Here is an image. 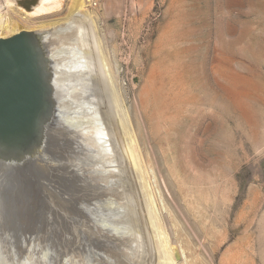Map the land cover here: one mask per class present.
I'll return each instance as SVG.
<instances>
[{"label":"rangeland","instance_id":"374dc122","mask_svg":"<svg viewBox=\"0 0 264 264\" xmlns=\"http://www.w3.org/2000/svg\"><path fill=\"white\" fill-rule=\"evenodd\" d=\"M12 1L27 10L37 3ZM92 1V16L84 17V24L91 32L94 29L102 46L113 53L129 98L139 105L146 119L149 135L145 145L168 185L174 217L181 220L179 237L187 246L192 264H264V0ZM3 2L0 0V4ZM69 3L62 0L60 9L46 18L64 16ZM37 19L45 18L34 17ZM67 25L57 28L54 38L46 35L44 46L52 55L69 61L78 56L79 41ZM80 64H65L62 69L68 78H77L79 84L71 83L72 88L58 79L57 64L52 60V91L69 86L81 92L79 86L85 85L78 78ZM54 98L51 96L53 109L57 105ZM56 120H51L46 129H51ZM67 127L64 135L69 130L75 133ZM52 128L55 133L61 130L56 125ZM89 131L87 137L92 139ZM53 136L43 145L50 148L49 143L57 140L63 155L51 161L50 170L42 164L34 170L36 157L31 159V154L24 163V154L23 161L10 157V163H0V264H37V255L55 256L67 251H41L44 244L43 249L47 247L43 241L48 237H52L49 244L55 240L66 244L59 232L62 227L68 228L72 237L67 243L80 246L65 255L72 264L93 256L104 264L122 263L123 254L128 259L135 248L128 241L129 224L123 221L118 227L127 241L108 247L106 243L113 234L102 232L105 225L101 219L90 208H82L83 194L77 196L78 183L84 180L77 175L97 169L99 164L86 154L76 159L70 155L78 152L76 148ZM47 149L44 152L48 153ZM26 172L28 182L21 181ZM90 178L92 184L97 181ZM90 178L86 179L88 186ZM54 183L78 197L73 207L65 204L68 212H74V208L85 214L60 213L53 206L50 210L41 206L42 199L47 198L40 188ZM15 192L22 194L21 200L6 204L4 196ZM33 196L40 200L35 211L30 204L36 199ZM118 207L121 212L123 206ZM119 212L121 216L123 212ZM43 214L46 222L38 224L37 218ZM34 221L40 227L45 222L46 228H36ZM42 264L68 262L49 257Z\"/></svg>","mask_w":264,"mask_h":264},{"label":"bare ground","instance_id":"6f19581e","mask_svg":"<svg viewBox=\"0 0 264 264\" xmlns=\"http://www.w3.org/2000/svg\"><path fill=\"white\" fill-rule=\"evenodd\" d=\"M69 2L67 12L64 16L56 19L46 18V16L52 12H57L56 10H59L61 7L62 0H37V3L28 10L21 7L20 4L14 3L12 0H5L3 4H0V37H8L21 30L30 29L39 31L40 37L45 41L46 35L54 38L52 37L55 35L54 31H57V28L60 27L65 28L64 24H68L66 29L78 36V56L76 55L77 57L74 60L66 61L62 59L59 54L52 55L48 49L51 62L53 60L54 63L57 64L55 67L57 74H55L58 79H61V82L64 83L63 85L66 86V83H70L69 85L72 87V84H79V82L76 81L77 78H74L75 75L68 78L67 74H63L66 72L62 69H64L65 66L68 67V65H79L81 63V66H79L82 68L79 71L81 77L79 76L78 78L82 80V84L85 86H79L81 92L79 90L73 91V87L71 88L68 85V87H64L60 91L52 92V97H55L54 100L57 102V105L51 113L52 118L55 120L57 118V120L55 121L56 123H52V125L59 126L61 132L57 130L55 133L52 128L53 126H51L49 130L45 129L43 143L46 139L48 142V139L54 135L53 137H56L55 139L61 138L64 142H70L72 144L71 146L76 148L78 152L76 153L74 151L72 152L73 154H70L74 157L76 156V159L77 156H84L86 154L93 156L92 161L99 164L97 169H87L84 173L82 171L83 174L77 175L81 179H84L80 184L78 183L79 191L77 192V196L80 197V195L83 194L85 199L80 201L82 208H90L98 215V218L101 219L100 221L105 225V231L102 232L113 234V239L111 238V240L106 243L108 247H117L115 246L116 244L118 245L119 243H123L122 241H127V239L122 238L123 235L120 234L118 227L120 226L119 223L123 221L129 224V231H127V233L130 238H128V241L132 246H135L133 249L134 253L128 259H125L126 256L123 254L122 257H124V259L121 257L123 260L120 264H192L193 260L187 253V246L184 245L183 239L179 237L181 220L179 221L174 217L171 203L169 202L171 193L168 185H166L164 177L160 175L159 169L156 168L158 164L154 165L151 160L150 150H148L149 146L147 147L145 145V141L147 140L146 137L149 135L146 129V119L144 115H142L139 105L135 104L136 102H131L132 99L130 100L128 92L123 85L118 70V63H116L113 53H111L107 47L102 46L101 40L99 39L100 37L96 36L94 29L91 32V30L86 27V24H84V17L92 16L93 11L90 10L89 7H91V2L93 3V1L69 0ZM34 17L45 19L34 20ZM69 62L71 63L69 64ZM59 64L62 65L61 68H59ZM72 71H75L74 68ZM52 76H54V74ZM58 82H60V80ZM54 94L55 96H53ZM52 118H50V121L53 120ZM67 126L70 128L72 127L71 130L74 129L75 133L70 134L69 130L66 132L67 135H64L65 129L68 128ZM51 130L52 132H49ZM89 130L92 131L93 140L87 137L88 135L86 132ZM50 134L52 135L50 136ZM81 134L83 136L80 137L79 135ZM56 141L54 140L53 143H49L50 148L40 143L34 149H29L21 153V155L14 156V159H18L19 161L22 159L21 161H23V158H25L23 161L24 163L28 161V155L31 154V159L34 156L36 157L32 164L34 165V170L38 169L37 167H40L41 164L42 168L49 169L51 161H55V158H58L59 155H63V153L60 152L61 146L58 145ZM47 142L46 145L48 144ZM93 142L96 144L95 147H93L95 145ZM46 149L48 153L44 152ZM69 153H71V150H69ZM28 171L31 170L29 169ZM90 177L97 181L92 184ZM20 178L21 181L26 180V182H28L30 177L28 172H26V174L24 173L23 177ZM87 178L88 180L90 178L89 182L91 186H88ZM43 186L40 190L47 199H42L43 205L41 206L45 207V209L48 208L50 210V206H53L57 212L65 213L68 212L66 207L69 205V207H73L72 202L75 198H78L75 192L72 193L74 196L69 195L70 191L67 192L68 190L64 189L65 187L58 183L51 184L50 186ZM1 194L3 193L1 192ZM20 196H22V194ZM20 196H18V192H15V195L13 194L9 197L4 196L7 198L5 203L10 204L18 202L21 200L19 199ZM36 196L39 198L40 194ZM37 197L30 203L32 209L36 207L37 202L40 201ZM48 197L50 199L49 201ZM64 201H67V203ZM49 202L50 205H48ZM116 203L123 206L121 210L123 213L121 216L118 214V209L121 208L118 207ZM65 204L67 206H65ZM38 207L40 208V205H38ZM72 210H74V212H72L77 215L81 213L82 215L85 214V212H78L74 208H72ZM109 210L113 211L112 214L107 213ZM69 212H71V210H69ZM37 219L39 220H37L38 224H42L43 221L46 222L45 214H43L40 219L39 217ZM63 221L67 222V219L64 218ZM44 223L43 225L45 227ZM32 224L36 225V228L39 227V229L43 227V225L40 227L35 221ZM67 230L68 228L65 229V227H62V230L59 231L61 232L60 236H64L61 240H67L65 245H63L64 242L62 241L58 244L55 243V241L58 242V240L49 244L48 241L52 237H48V240L45 241L44 239L43 241L47 244V247L43 249L45 247L44 244L41 247V251H68L70 249H79L80 246H77V243H67L68 241L70 242L72 238ZM84 231L87 233L89 230L87 228ZM59 232L57 231V233ZM101 235H103V233H101ZM38 251H40V249ZM67 251H59L55 256L37 255L36 259L38 258L37 260L39 262L36 263L42 264V260H48L50 257V259H58L62 260V262L67 261L68 264H70V259H64ZM176 253L179 258L175 256ZM83 259L84 261L80 264H104L97 256Z\"/></svg>","mask_w":264,"mask_h":264},{"label":"water","instance_id":"95a60500","mask_svg":"<svg viewBox=\"0 0 264 264\" xmlns=\"http://www.w3.org/2000/svg\"><path fill=\"white\" fill-rule=\"evenodd\" d=\"M44 42L39 31L30 29L0 37L1 164L43 143L54 104Z\"/></svg>","mask_w":264,"mask_h":264}]
</instances>
